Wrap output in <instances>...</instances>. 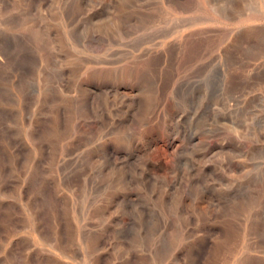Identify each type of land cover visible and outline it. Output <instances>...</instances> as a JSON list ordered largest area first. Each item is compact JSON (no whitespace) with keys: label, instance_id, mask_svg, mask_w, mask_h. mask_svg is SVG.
<instances>
[{"label":"rangeland","instance_id":"rangeland-1","mask_svg":"<svg viewBox=\"0 0 264 264\" xmlns=\"http://www.w3.org/2000/svg\"><path fill=\"white\" fill-rule=\"evenodd\" d=\"M0 264H264V0H0Z\"/></svg>","mask_w":264,"mask_h":264}]
</instances>
